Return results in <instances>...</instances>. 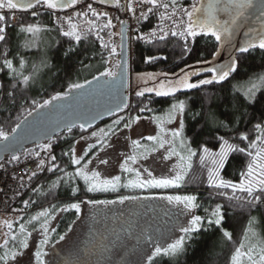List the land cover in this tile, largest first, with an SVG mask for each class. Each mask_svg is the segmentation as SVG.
Masks as SVG:
<instances>
[{
    "label": "trees",
    "instance_id": "1",
    "mask_svg": "<svg viewBox=\"0 0 264 264\" xmlns=\"http://www.w3.org/2000/svg\"><path fill=\"white\" fill-rule=\"evenodd\" d=\"M153 21L154 15L151 13L149 18L142 22L141 30L150 27ZM96 22L97 24L105 23L100 18ZM8 23L6 39L0 41V86L2 87L0 89V128L10 133L27 111L32 109L33 100L42 103L44 99H49L56 92L67 90L68 85L82 77L87 70H91V74L79 83L98 75V72L103 71L106 65L101 62L99 53L104 50L100 48V42L94 33L84 32L86 34L82 35V39L77 42L58 31L53 26L50 15L43 12L32 17H21L19 22H12L9 19ZM28 24L39 25L41 32L51 40L47 50H44L42 54L40 52L37 55L28 56L24 51L25 39L29 33L22 31L21 26ZM109 32V29L101 32L106 41ZM184 45L183 38L177 36H169L164 40L159 39L148 43L135 41L130 52L131 73L175 75L180 73L182 68L186 69L188 65H198L196 63L198 60L210 61L213 58L212 54L218 48V42L214 37L203 34L188 38L187 45L191 49L190 52L184 51ZM104 55L106 56V51ZM149 56L160 57V59L145 62ZM5 58L13 61V68L17 72H22L30 78L34 73L33 66H39V78L34 83H22L20 76L4 66ZM235 58L238 61L236 70L225 80L213 82L211 85L184 89L169 96H156L154 93L137 96V91H134L129 113L122 114L125 117L124 122H127L129 117L160 114L170 108L173 103L185 102L182 114L183 132L188 146L197 150V155L192 158V168L179 189L197 197V204L204 210L203 216L210 215L215 205L220 204L224 214L222 227L232 233V240H227L222 236L219 228L205 225L204 229L194 233L192 239L186 241L185 251L179 257H157L155 264H229L232 251L243 237L250 217L258 218L256 227L260 234L264 235V207L250 208L243 200L229 199L233 196L231 189L210 187L207 183V167L200 164L199 158V149L203 146H207L214 152L219 150L220 141L217 138L220 136L229 140L230 143L246 148L260 135L255 126L264 125V82L260 80V77L264 75V50L252 49L248 53L237 54ZM21 59L25 61L23 68L20 65ZM209 77L210 74L201 72L193 76L191 82L195 83L199 79ZM254 84L255 88L252 87ZM246 86L249 88L244 90ZM249 89L252 91L249 92ZM141 108L146 110L141 112ZM114 119L101 123L96 129L111 125ZM124 122L119 129L123 127ZM84 133L80 128L72 129L71 133L65 130L50 141L57 168L36 176L34 179H37V182L33 189L22 194L17 208L22 206L25 208L24 201L27 200L29 208L23 210H29V212L13 224L12 231L18 236L20 223H25L28 231L39 226L36 221H32L31 224L27 222L40 208L50 207L51 212L55 213L64 205L84 198L106 199L118 196V194L92 195L86 191L85 184L79 178L70 179L69 183L61 181L53 187L58 178L64 177L65 172L75 171L76 166L71 165L69 156L63 153L67 152L75 139ZM241 134L247 135L248 140L241 141ZM249 159L244 153L230 154L221 175L225 179L238 182L239 173L245 170ZM52 163L53 161L51 165ZM73 187H79L80 191L73 195L71 191ZM235 195L243 197L245 194L236 192ZM205 209H208V213ZM75 219L74 210L65 211L58 224V234L65 233ZM1 230L3 235L0 245L4 244L5 239H9V247L18 244V240L14 242L6 236L9 229L5 224ZM4 250L0 247V255Z\"/></svg>",
    "mask_w": 264,
    "mask_h": 264
},
{
    "label": "snow or ice",
    "instance_id": "2",
    "mask_svg": "<svg viewBox=\"0 0 264 264\" xmlns=\"http://www.w3.org/2000/svg\"><path fill=\"white\" fill-rule=\"evenodd\" d=\"M140 4L149 5L147 12L142 11L140 16L136 19L138 20H147L149 14L153 13L154 9L157 7H162L165 9V12L160 13L161 21L165 19L172 21V29H165L161 27L160 29H153L151 33L147 34L143 38L148 40L150 38L157 37V31L161 33L159 35L160 40H164L169 33L172 36H179L185 41L184 51L190 52L191 49L187 45V40L189 37L195 38L200 34L205 36H211L215 38V41L219 42L221 46L226 41H229L233 35L235 28L239 26V21L242 17L245 16V13L252 7H254L253 0H207V3H193L191 5V10L183 9L182 6L180 10L183 12V15L187 17V20L182 18L177 20L174 19L178 4L177 0H171V3H165L163 0H138ZM79 0H0V41L6 39V29L9 26V19H15V10H30L35 9L37 6H42L47 9H65L71 8L74 5H77ZM100 3H114L119 6L120 0H100ZM171 7L172 12L168 13V9ZM260 9V18H264V0H260L259 4ZM3 10H7L12 13V16L9 18ZM126 11L135 12V6L133 0H128L126 6ZM89 12L92 17L95 19H87L86 23L88 24V32L94 33L96 39L100 42V48L106 51V56L104 51L100 52V58L103 65H106L103 68V71L98 72V75H94L92 80H85L83 83H70L68 85L67 91L56 92L55 95L51 96L49 99H44L41 102L36 100L32 101L33 107L31 110L27 111V116H32L33 112H36V118L39 122L43 123V118L47 116V112H37V109H47L48 112L55 111L57 108L63 107V105H53V101H62L65 97H68L76 101L77 105L79 100L85 95L94 98L93 93L103 94L105 91L113 94L111 96L110 105L105 108V112L109 116H113L116 113L122 112L124 109L129 108V103L127 97L119 96V88L122 86L126 79L127 75V60L124 52V29L125 22H120L121 31L120 33H107L109 39L106 41L104 36L101 35L105 29H110L113 27L111 18H108L107 21L103 24H97L96 19L99 17H108L107 12H97L93 8L92 4L87 5V11L82 13H77V16L88 17ZM224 13L227 15V19H220L218 14ZM33 16L37 15L36 11H32ZM68 30H62V33L66 37H70L75 41L79 42L82 39V33L77 24L73 23L72 17H67ZM261 29L259 31H254V34L251 35L247 40L243 42V45L235 48V51L243 54L248 53L249 50L259 48L264 50V19L261 21ZM179 26V30H177ZM21 30L27 33H32L33 35L41 31L40 26L36 24H28L27 26H21ZM113 35L120 36V49L121 52L118 54L117 45L111 42V37ZM248 35V33H245ZM219 54V49L214 52L212 55L215 58ZM117 55L120 56V59H114ZM160 59V57L149 56L146 58L145 62H150ZM25 61L20 60L21 68H23ZM197 64H210L211 61L208 60H198ZM237 59L232 57L230 61L223 65L214 64L211 67H202L199 69H193L192 71H185V69L180 70V76L178 79H168L167 84L161 81L159 87H146L141 91H137V96H144L145 93L155 92L156 96H169L173 93H176L179 89H194L198 88L200 85H211L213 82H219L225 80L232 72L237 68ZM3 64L10 71L15 72L17 76L22 78V83L28 84L30 76L23 75L22 72H17L13 68V61L5 58ZM192 68L191 65L186 66ZM34 72L39 71L37 66H33ZM119 69L120 71H117ZM204 72L210 74L209 78L199 79L197 82H190L192 76H197L199 73ZM143 78L147 76L149 79H155V74H138ZM167 77V74H164ZM260 80L264 82V75L260 77ZM93 81H96V87L92 88ZM85 85L89 86L88 93H85ZM253 88L256 87L254 84ZM73 90H77L75 93ZM252 89H249L251 92ZM51 106V107H49ZM185 109V102L178 101L171 105V111L169 113V119H174L175 114L179 112L183 114ZM146 108H141L140 111H145ZM150 111V109H147ZM99 115V113H97ZM87 117L85 122L79 124L81 130H85L91 127V124L88 123V120H95L96 116L91 114V110L88 112H82L78 118ZM140 117H129L127 122L125 121L124 116H118L112 121V124L106 126L105 128H98L96 131L91 132V137L95 138L94 143H88L87 147L82 150V154L77 155L76 144L79 141H76L75 144H72L67 152H64L63 155L69 156L71 165L77 166L74 172H65L64 177L58 178L57 181L53 184L55 187L57 184L63 181L64 183H69L70 179L75 180L76 178L82 179L86 186L87 192H108V191H117L121 187L126 188H157V189H168V188H179L182 185V182L185 179L188 171L192 168V158L197 155V150L192 149L187 146L186 140L183 138V120L180 121V128L171 130V140H164L159 135L149 136L147 139L149 141H156L159 144V147L163 148L165 143L169 144L168 155L164 159H169L171 156L178 157V163L173 166V169L169 175L156 177L149 171L147 168L143 169V173L147 174V178H144L140 168H134L130 166L135 164L138 159V155L142 158H147L148 149H145V152L139 154H132L125 157L123 163L120 164V168L123 172L134 174V178L128 179L126 182L122 183V178L120 175L116 176H102L101 172L96 169H90L89 165L93 164L94 161L100 165L108 164V160L100 159L98 152H95L97 148L100 151H103L106 147H111L109 140L113 135L118 132L119 126L123 123V128H131L132 125L139 120ZM23 131L27 133L32 124L28 121L27 117L18 122L15 127L12 128L11 133H16L17 129L22 128ZM76 127V124H71L68 126V131L71 133L72 128ZM256 129L260 132V135L256 137V140L251 141L246 148L239 147L235 143H230L229 140H226L223 136L218 137L220 141L219 150L212 151L207 146H203L199 149V158L200 164L207 167V183L210 187L216 189H231L233 196L229 199L233 200H243L250 208L264 207V125L257 124ZM163 132L164 130L161 129ZM11 133L4 131L0 128V140L7 141ZM16 139V137H13ZM84 136L80 137V140H85ZM179 139V145L182 150L186 151V155L182 152L176 151V140ZM240 140H248V136L241 134ZM132 144L134 147L139 148L140 141L133 140ZM40 147L49 152L52 148L51 142L40 145ZM151 151H156L155 148ZM234 152L244 153L250 159L246 165L245 170L239 173V180L235 182L231 179H225L221 175V171L225 168L226 164L229 161L230 154ZM37 157L40 156L39 152H36ZM13 160H18L19 156L14 155ZM51 161H53L48 171H52L57 168V165L54 163L56 160L55 156H50ZM47 161L44 159L39 160L37 168L40 171L45 169ZM63 171V170H61ZM32 176H36L37 173L33 172ZM73 195L80 191L79 187H73L71 189ZM236 192L244 193L243 197L236 196ZM223 195V193H221ZM126 199H135V197H125L120 196L119 201L121 203ZM163 199L167 200L169 204L178 206L179 213L181 216H184L185 222L180 223L177 220L175 227L178 228L179 235L177 238L167 242L164 239V235L161 234L158 238L154 239L153 236L149 235L146 237V240L152 244L150 254L146 255L144 264H155L157 257H169L176 258L179 257L185 251V243L187 240L192 239L194 233L199 232L205 228V225L208 227L216 226L222 232V236L227 240H232V233L227 229L222 227V222L224 221V214L222 213V206L220 204L215 205V208L212 209L210 215L200 216L194 213V210L199 207L197 204V197L192 194L186 195H167ZM89 204H108L114 203V201H98V200H89ZM24 204L27 206L29 201H24ZM244 206L243 204L241 205ZM81 208V203L73 202L64 205L60 210L67 211L68 209H75L79 213ZM55 210V209H54ZM205 212L208 213V209H205ZM54 216L52 215L49 209H44L37 214L31 216L30 220L27 222L29 224L32 221L39 223V229L42 235V238L39 241V245L36 248L34 253L36 264H45L44 257L47 255V252L44 250L45 246L50 243L52 239L51 233L56 231L55 228H50L49 224L51 219ZM5 225L9 229V232L6 234L12 241H19L18 244H15L13 247H9V239H5L4 244L0 247L4 248V252L0 255V264H21L24 256V250L29 247L28 237L31 236V232L28 231L25 223H20L19 225V236L17 233L12 231L13 222L4 221ZM258 223L257 217H250L248 224L244 230L243 237L239 241L238 245L232 251L229 264H264V235H261L259 230L256 227ZM35 230V229H34ZM65 236L60 235L59 240H64Z\"/></svg>",
    "mask_w": 264,
    "mask_h": 264
},
{
    "label": "rangeland",
    "instance_id": "3",
    "mask_svg": "<svg viewBox=\"0 0 264 264\" xmlns=\"http://www.w3.org/2000/svg\"><path fill=\"white\" fill-rule=\"evenodd\" d=\"M200 2L201 0H199V2L196 1L198 5ZM41 7L42 6H37L35 9L27 11L15 10V18H19L17 22L20 21L21 17H32V11L38 12ZM3 11L9 18L12 16L11 12H8L7 10ZM20 12L23 13L17 14ZM10 20L13 22V19ZM50 42V38L41 31L35 35L29 33L25 39L24 51L27 52L26 55L28 56H34L40 52L42 54L44 50H47ZM37 67L39 68V66ZM199 68L202 67L191 68L185 71H192L193 69ZM39 74V71L32 73L29 84L37 81ZM90 74L91 70H87L82 77L72 83H79L83 78ZM152 74H155V79H149L147 76L141 78L140 75L131 73V64L129 65V108H127L125 113H129L131 97L134 91H141L146 87H159L161 81L167 84L168 79H178L181 73H177L179 75H167V77L175 76L173 78H166L162 73ZM1 88L2 87L0 86V89ZM247 88H249V86L244 87V90H247ZM181 90H184V88H181L178 91ZM153 93L155 94V92ZM170 111L171 106L160 114L141 116L131 128L125 129L122 127L109 140L111 147H106L103 151H100L99 149L96 151L98 152L100 159L108 160V164L100 165L94 161L93 164L89 165V168L100 171L102 176L111 177L120 175L122 178L121 182L124 183L128 179L134 178V174L123 172L120 168V164L123 163L126 156L134 153H143L145 152V149H148L146 159L138 155L137 162L135 164L130 163V166L140 168L144 178H147V174L143 173V169L145 168L158 178L169 175L173 166L178 163V157L171 156L169 159H164V157L168 155L170 145L165 143L164 147L161 148L156 141H149L147 137L159 135L164 140L172 139L171 130L180 128L182 114L177 112L174 119H169ZM161 129L164 131L162 132ZM91 132L92 131L80 135L73 142V144H75L76 141H79V143L76 144L77 155L82 154V150L87 147L88 143L95 142V138L91 137ZM81 136H84L86 139L80 140ZM183 138L187 143L184 132ZM133 140L140 141L141 146L139 148L134 147L132 144ZM153 148H155L156 151H151ZM176 151L182 152V154L186 155V151L182 150L179 145V139L176 140ZM81 181L84 184L82 179ZM179 188L139 189L121 187L114 192H88L92 195L118 194V196L106 199L84 198L76 201L81 203L80 211L77 213L75 209H71L75 211L76 219L67 231L62 234H58L57 229L65 211L59 209L55 213L51 212L54 218L51 219L49 227L55 228L56 231L50 234L52 239L50 240V243L45 246L44 250L47 252V255L44 257L45 264H144L146 255L150 254L152 248V244L146 240L147 236L151 235L156 239L163 234L164 239L167 242H171V240L181 235L175 225L177 220H179L180 223H184L186 218L180 215L178 206L169 204L167 200L163 199V197L167 195L189 194ZM120 196L135 197V199H126L121 203L119 201ZM89 200L114 201V203L93 205L87 202ZM27 208H29V205H25V208L23 207V209ZM44 209H49L51 211L50 207H43L36 210L34 215ZM13 211L17 210L13 208ZM194 213L203 216L204 210L199 205V207L194 210ZM25 214L26 213L13 216L0 213V229H2L3 224H5L4 221H12L14 224ZM29 232H31V236L28 237L29 247L24 250L21 264H36L34 253L39 245L42 235L39 226L35 230ZM1 233L3 235L2 230ZM60 235H64L65 239L59 240Z\"/></svg>",
    "mask_w": 264,
    "mask_h": 264
},
{
    "label": "built area",
    "instance_id": "4",
    "mask_svg": "<svg viewBox=\"0 0 264 264\" xmlns=\"http://www.w3.org/2000/svg\"><path fill=\"white\" fill-rule=\"evenodd\" d=\"M199 2V0H177L178 8L175 14L174 19H183L187 20V17L183 15V12L180 10L182 6L183 9L190 10L191 5L193 3ZM128 0H120L119 6L114 3H100V0H79L77 5H74L71 8L65 9H47L45 7H41L39 12L46 13L50 15L53 26L62 33L68 30V22L67 17L71 16L73 23L77 24L78 29L84 33L88 31V24L86 23L87 19H95L92 17L91 13L87 18L83 16H77V13H82L87 11V5L92 4L93 8L97 10V12H107L108 17H99L104 22L107 21L108 18H111L113 27L110 28L111 33H120L121 27L120 22L124 21L126 24L127 32V45L129 52V65H130V52L131 46L135 41H139L142 43L152 42L154 40H159V35L161 33L157 31L156 38H150L148 40L143 37L147 34L151 33L153 29H160L161 27L165 29H172V21L165 19L163 22L161 21L160 13L165 12V9L162 7H157L153 11L154 21L152 25L146 29L141 30V24L144 22L143 19L138 20L137 17L140 16L142 11L147 12V8L149 5L140 4L138 0H133V4L135 6V12L126 11L125 6ZM165 3H171V0H163ZM168 13L172 12L171 7L167 10ZM23 12L17 13L21 14ZM33 16V15H31ZM98 18V19H99ZM19 18L13 19V22H17ZM97 20V19H96ZM177 30H179V26H177ZM172 36L170 33L167 37ZM166 37V38H167ZM179 37V36H177ZM109 39V37H108ZM111 42L117 45V52L120 53V36L113 35L111 37ZM120 56L117 55L114 59H119ZM31 144L26 146L23 151L15 154L19 156L18 160H13L12 156L6 155L0 161V213L10 214L13 216L23 215L24 213L29 212V210H23V207L17 209V204L19 203L21 196L23 193L30 191L33 189L34 185L37 182V179H34L36 176H41L44 172L48 171L47 169L51 166L50 156H53V151L50 150V153L43 150L40 145L45 144ZM36 152L40 153V156L37 157L35 155ZM44 159L47 161L45 165V169L40 171L37 168L39 160ZM36 172V176H32L31 174ZM15 208L17 211H13ZM15 214V215H14ZM2 239V233L0 229V241Z\"/></svg>",
    "mask_w": 264,
    "mask_h": 264
},
{
    "label": "water",
    "instance_id": "5",
    "mask_svg": "<svg viewBox=\"0 0 264 264\" xmlns=\"http://www.w3.org/2000/svg\"><path fill=\"white\" fill-rule=\"evenodd\" d=\"M200 3L206 4L207 0H201ZM253 3L255 6L250 8L245 13V16L240 19L239 26L235 28V31L231 36L230 40L226 41L223 44V46H221L218 42L217 49H219V54L215 56V58L213 57L210 60L212 63L192 66V68L211 67L214 64L223 65L228 63L232 57H235L237 54H239V52L235 51V48L242 46L243 42L254 34V31H250V30L259 31L262 26L261 21L262 19H264V18H260V9H259L260 0H253ZM218 16L222 20L228 18L227 15L224 13H219ZM126 32H127V28L125 24L124 52L127 60V65H126L127 75L124 83L119 88L118 93H114V94H118L119 96L122 97H127L128 100L129 52H128ZM245 33H248V35H245ZM188 69L191 68H186L185 70ZM117 71L120 70L117 69ZM173 77H166V78H173ZM88 80H92V78ZM95 87H96V81H93L92 88ZM76 91L77 90H73L74 93ZM83 91L85 93H88L89 91H91V89H89L88 85H85V89ZM112 95L113 94H110L106 91L103 94L93 93L94 98L85 95L83 98L79 100L78 105L76 101L68 97H65L62 101H53V105H63V107L57 108L55 111L52 112H48L47 109H37V112L48 113L47 116L43 118V123L35 119L37 115L36 112H33L32 116H27L26 114L21 120L27 117L28 121L32 124L31 129L27 133H25L23 131V126H22V128L17 129L16 133L10 132L11 135L7 141L0 140V161L6 155L12 156L23 151V149L28 145L40 144L53 140L58 134L64 132L65 130H68V126L73 123L76 124V127L74 128H79V124L85 122V119H87V117L78 118L82 112H88L89 110H91V114L96 116L95 120H90V119L88 120V123L91 124V127L82 130L85 133L94 130L101 123L105 121H108L110 119H113L115 117L124 114L127 109H124L122 112L116 113L113 116H109L106 114L105 108L110 105ZM97 113H99V115H97ZM13 137H16V139H13Z\"/></svg>",
    "mask_w": 264,
    "mask_h": 264
}]
</instances>
